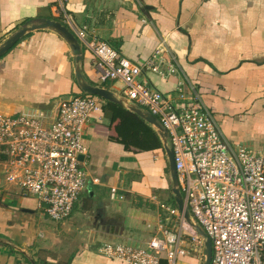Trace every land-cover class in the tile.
<instances>
[{"label":"crops","instance_id":"0c3cea01","mask_svg":"<svg viewBox=\"0 0 264 264\" xmlns=\"http://www.w3.org/2000/svg\"><path fill=\"white\" fill-rule=\"evenodd\" d=\"M42 18L61 22L75 36L86 28L137 64L163 44L178 73L162 78L144 71L139 81L176 102H182L178 82L188 81L232 144L264 151V0H0V45ZM82 48L84 78L109 85L121 98L123 83H103L98 60ZM75 70L72 50L57 32L27 34L0 57V114L55 116L63 100L82 94ZM185 90L190 96L189 84ZM119 123L104 110L93 116L85 160L97 182L89 181L64 221L52 220L36 197L0 176V264H127L101 248L146 247L166 224L155 195L171 186L165 150H127L117 140ZM183 262L199 264L193 257Z\"/></svg>","mask_w":264,"mask_h":264},{"label":"built area","instance_id":"2783aa9c","mask_svg":"<svg viewBox=\"0 0 264 264\" xmlns=\"http://www.w3.org/2000/svg\"><path fill=\"white\" fill-rule=\"evenodd\" d=\"M64 17L71 25L70 16ZM75 34L98 60L101 81L122 82V97L150 112L168 132L185 204L212 241L210 264H264V151L232 144L188 81L178 82L182 102L139 81L144 71L162 78L178 73V62L165 58L163 44L137 64L108 42L91 37L86 28ZM104 104L100 97L76 94L63 100L52 117L0 114V176L36 197L54 221L69 218L89 181L97 182L87 170L84 136ZM117 194L113 188L112 199ZM159 209L170 220L159 224L146 247L108 243L101 253L127 264H185L187 257L204 262L205 241L183 213L166 203Z\"/></svg>","mask_w":264,"mask_h":264},{"label":"water","instance_id":"95a60500","mask_svg":"<svg viewBox=\"0 0 264 264\" xmlns=\"http://www.w3.org/2000/svg\"><path fill=\"white\" fill-rule=\"evenodd\" d=\"M42 29H50L57 32L70 46L73 56L76 61V81L77 86L80 89L81 93L84 95H92L102 98L103 100L114 103L125 109L135 113L140 118H142L148 125L152 126L157 132L159 138L163 143V147L167 157V169L171 178V190L174 196V202L181 213H183L186 223L198 233L205 241V260L203 264H210L213 255V246L211 239L207 236L206 232L202 227L195 223L189 211V208L186 206L183 195L179 188L178 176L176 171V165L174 160V152L172 151L169 144V135L168 132L163 128L159 120L153 116L147 110L139 107L136 104L128 102L124 97L119 98L113 91L105 87H98L89 83L83 76L80 68V63L83 60V48L79 43L78 39L73 32L69 30L66 25H63L61 22L54 21L51 19H38L32 24H26L19 28L10 38H8L3 44L0 45V57L7 54L16 44H18L27 34ZM80 159L83 160L84 156H80Z\"/></svg>","mask_w":264,"mask_h":264},{"label":"trees","instance_id":"16d2710c","mask_svg":"<svg viewBox=\"0 0 264 264\" xmlns=\"http://www.w3.org/2000/svg\"><path fill=\"white\" fill-rule=\"evenodd\" d=\"M107 88H110V86L107 85ZM103 108L109 119L112 121H120L117 126V133L119 135L117 140L127 150L145 152L164 149L163 143L154 128L148 125L138 115L124 107L107 101H105Z\"/></svg>","mask_w":264,"mask_h":264},{"label":"rangeland","instance_id":"374dc122","mask_svg":"<svg viewBox=\"0 0 264 264\" xmlns=\"http://www.w3.org/2000/svg\"><path fill=\"white\" fill-rule=\"evenodd\" d=\"M155 193H156L155 194L156 197H158L159 200H161L160 202L166 203L169 206H175V204H174V196H173V193H172V190H171V186H170L169 189H161V190L156 189ZM163 215L165 216L166 219L170 220V217L168 216L170 214H168L166 212H163ZM174 221H175V219H174ZM199 264H203V262L202 263L199 262Z\"/></svg>","mask_w":264,"mask_h":264}]
</instances>
